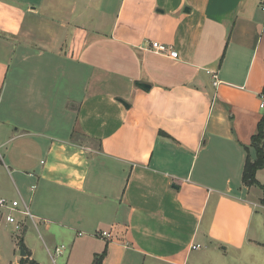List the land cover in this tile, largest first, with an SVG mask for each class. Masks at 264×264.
Instances as JSON below:
<instances>
[{
  "label": "crops",
  "instance_id": "crops-1",
  "mask_svg": "<svg viewBox=\"0 0 264 264\" xmlns=\"http://www.w3.org/2000/svg\"><path fill=\"white\" fill-rule=\"evenodd\" d=\"M262 4L0 0V264H264Z\"/></svg>",
  "mask_w": 264,
  "mask_h": 264
},
{
  "label": "built area",
  "instance_id": "built-area-1",
  "mask_svg": "<svg viewBox=\"0 0 264 264\" xmlns=\"http://www.w3.org/2000/svg\"><path fill=\"white\" fill-rule=\"evenodd\" d=\"M262 10L264 11V0L262 4ZM152 52L156 54H161V55H168L171 59H177L178 54L177 52L173 51L171 47L155 42L152 43L151 49ZM219 83L216 82L215 85L217 86ZM262 103H261V108L264 109V96H262ZM0 208L5 210L7 212V217L6 220L9 224H12L15 226L16 230L21 229V225L17 220V215L23 216L28 218L29 220L34 223V225L37 227V222L40 220L36 215H34L29 207V205L23 200H15V201H9L7 199H0ZM99 236L102 238H111V234L108 232H103ZM194 249L200 248V246H194ZM57 253H61V249L57 250Z\"/></svg>",
  "mask_w": 264,
  "mask_h": 264
},
{
  "label": "trees",
  "instance_id": "trees-1",
  "mask_svg": "<svg viewBox=\"0 0 264 264\" xmlns=\"http://www.w3.org/2000/svg\"><path fill=\"white\" fill-rule=\"evenodd\" d=\"M262 96H264V90ZM251 147L254 149L256 157L255 159H253L250 155L248 156L243 173V183L247 187L261 186L256 179V174L259 170L264 169V114L258 123L257 133L252 137ZM262 189L264 190V186H262ZM105 256L106 252H104L102 255L97 256L95 258L94 264H104ZM21 264L37 263L34 261L23 259L21 261Z\"/></svg>",
  "mask_w": 264,
  "mask_h": 264
},
{
  "label": "rangeland",
  "instance_id": "rangeland-1",
  "mask_svg": "<svg viewBox=\"0 0 264 264\" xmlns=\"http://www.w3.org/2000/svg\"><path fill=\"white\" fill-rule=\"evenodd\" d=\"M13 229V228H12ZM14 231V230H13ZM20 233L18 232V233H16V235L18 236ZM35 235V239H36V241H37V243H38V246H43L44 245V243H43V241H42V239H40V237L38 236V235H36V234H34ZM42 237L44 238V240L45 241H48L47 240V238H46V236H45V234L42 232ZM59 244H62L61 242L59 243ZM43 249V253H44V255H45V257H46V260H47V262H49V264H52L51 263V261H50V259H49V256H48V254L45 252V248H42ZM62 259L63 258H61V259H59L57 262H56V264H62Z\"/></svg>",
  "mask_w": 264,
  "mask_h": 264
},
{
  "label": "water",
  "instance_id": "water-1",
  "mask_svg": "<svg viewBox=\"0 0 264 264\" xmlns=\"http://www.w3.org/2000/svg\"><path fill=\"white\" fill-rule=\"evenodd\" d=\"M139 87L144 90V91H149L151 89V87H149L148 85L146 84H139ZM126 105V103H123ZM21 256L22 257H26V253H25V250L23 249V247H21Z\"/></svg>",
  "mask_w": 264,
  "mask_h": 264
}]
</instances>
